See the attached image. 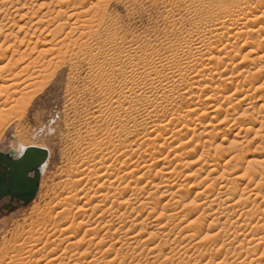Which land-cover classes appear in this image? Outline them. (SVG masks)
I'll list each match as a JSON object with an SVG mask.
<instances>
[{
    "label": "rangeland",
    "instance_id": "374dc122",
    "mask_svg": "<svg viewBox=\"0 0 264 264\" xmlns=\"http://www.w3.org/2000/svg\"><path fill=\"white\" fill-rule=\"evenodd\" d=\"M16 1L18 0H0V152L18 151L19 145L22 144L46 148L50 157L42 171L40 187L35 199L26 207H20L9 213L0 212V264H56V262L60 264L58 261L62 260L64 264H92L94 259L99 260L98 264H161V262L162 264H240L242 262L264 264V242L259 244L254 254L252 252L253 255L248 256L251 251L246 254L242 250L246 247L239 249L243 243V236L249 230H255L264 235V213H260L261 210L264 211V203H261L264 197V177L262 182H259L260 177L254 176L255 172L261 170L259 167L264 160V109L262 112L259 109V106L260 108L264 106V100L262 101V98L264 99V13H262L264 0H80L81 2L79 0H75L76 2L74 0H19L21 3ZM22 5L25 9L21 8ZM76 5L79 9H77L79 13L77 11L76 13L80 14L77 18L84 21L87 27H92L93 29L87 30L94 34L81 29V24L78 23V26L74 22L76 17L71 18V21L68 20L69 15H73L70 9ZM92 6L95 10H92ZM16 8L17 11H15ZM61 10L64 14L61 12L58 16V11ZM26 12L28 14L25 17ZM235 14L237 16L234 17ZM259 15L263 17L258 18ZM53 16L55 19L57 17V21ZM232 18L236 22L230 25L232 30L228 37L220 36L216 40L212 38L211 42L210 40L206 42L208 49L205 51L207 53L211 50L210 55H204L205 52L196 54L195 60L189 64L178 61V56H182L192 42L198 44L201 39L206 41L204 37L207 38L208 34V37L215 34L216 30L213 28L217 20L231 22ZM50 20L53 23L49 22ZM58 21H64L62 23L66 24H60ZM72 24L74 28H70ZM54 26L64 29L54 28ZM226 30H219V33ZM207 31L212 32V36ZM237 32L238 35H236ZM81 33L84 34L83 37ZM256 42H259L262 50L259 55L261 59L253 61L254 59L251 60V56H247V53L253 44L254 49L258 47L255 45ZM219 55L229 57L223 62L217 61L216 57ZM208 57L213 59L209 61ZM215 67L218 72L213 70ZM179 68L182 69L181 72ZM101 69L106 75L103 73L105 80L100 84L97 75L101 73ZM238 73H243L242 77L235 78L228 93V96H233L232 100L226 101L223 97L227 95L213 93V90L220 85L221 88L228 87L227 80L224 79L233 74L236 76ZM197 75H199L198 78ZM209 92L212 93L209 94ZM244 96L245 100L237 104ZM118 100H123L121 101L124 102L123 107L118 108ZM210 105H215L217 108L214 107L216 115L210 112ZM193 108H199V111L196 109L197 112L195 111L194 115H188V111L194 110ZM252 119L256 122H252ZM155 124L167 125L165 133L158 135L153 131L150 135L152 141H147L152 146L154 142L157 150L152 146L153 150L148 149L147 142L144 144L146 147L140 149L139 139L143 137V134L145 135L144 128H155ZM216 125L219 128L215 127L217 131L213 132L218 138L217 142L206 143L205 139L209 137L203 134ZM191 127L194 130L190 132L187 128L192 129ZM123 129L128 130L122 131L123 137L126 138L125 143L128 145L126 149L128 152L124 155L126 158L118 156L121 151L120 144L123 141V137L120 138L118 132ZM220 129L224 131L222 134H219ZM192 132H195L193 141H191ZM214 135L211 136L214 137ZM173 138L176 139L170 143ZM180 139L190 142L178 148V145L182 143ZM130 141L132 144L128 143ZM169 143L170 146L167 145ZM158 144L164 145L163 148H160ZM218 144L223 145L224 153L218 148ZM175 146L178 147L174 149ZM132 147H136L140 152L133 150ZM141 150L147 154L143 157L149 165L152 163L151 155L155 157L163 155L165 160L169 159L170 163L166 161L165 166L169 164L170 167H164V169L176 172L172 177V179L175 178L174 182L176 181L171 189L174 192L173 196L169 193H165L167 194L165 196L163 192L166 188L164 187L157 190L151 186L161 183L163 174L168 171L161 170L162 164L159 163L152 168L150 173L152 175L148 174L143 180L141 179V182H133L131 185L132 190H142L137 193V196H134L136 191L130 194H133L134 201L127 200L128 211L124 210L126 204L120 206L119 201L115 202V199L113 197L109 199V196L102 208L105 209L111 205L110 210L113 209L112 211L118 214L115 215L114 212L112 217L111 215L103 216L102 220H106L103 224H99L96 222L98 221L96 217L100 215L97 212L99 209L95 212L89 211L90 206L85 204L91 196L90 193L101 191L99 190L101 183L107 186L106 180L109 176L107 177L106 171L110 170L108 169L110 166L113 167L109 173L115 174V169L118 170L117 168L121 169V167L122 171L125 164L129 166L133 164L132 161H138L136 156L142 152ZM130 152L132 156L131 154L129 156ZM168 153L169 157L165 156ZM218 155L221 156L219 164L218 161L212 162V157ZM207 159L211 161L206 163ZM213 168L214 172H211ZM247 169L250 173L245 171ZM90 171L94 172L92 173L94 176ZM244 171L253 174L254 182L249 181L251 175L248 176V174L244 176V182L240 179L233 181L235 176L243 174ZM154 173L159 175L155 177ZM134 179L133 177L132 180ZM148 180L150 181L147 183ZM228 180L236 182L235 186L237 185V188L235 187L237 196L234 198V201H237L233 202L240 207L237 206L236 210H240L243 206L254 209L251 210L255 213L252 215L254 220L248 222V227L244 226V219H239V223L237 222V212L230 210L228 212L226 206L229 204L213 207L206 205L207 200L215 198L213 195L222 194L219 196L222 198L226 195L225 192L232 194L230 189H233V186L225 183ZM247 182L252 185L246 189L254 188L253 190L259 192L252 193L251 190L248 192L245 188L242 189ZM143 185L145 186L142 187ZM255 187H258V190ZM175 190L179 191L175 192ZM110 191L113 193L112 190ZM242 193H245L244 196ZM256 193L262 197L256 196ZM238 198L244 199L239 201ZM150 200L157 206L151 205ZM132 206L143 207L142 212H132ZM211 210L218 211L219 215H216L218 217L213 216ZM126 212L128 215H125ZM119 216L125 218L124 228L117 226L121 218ZM199 218L201 219L198 220ZM214 218L215 221H212ZM153 219L158 220L153 223ZM126 220L129 221L126 222ZM137 222H143L144 225L138 224L135 227ZM214 222L221 226H215ZM157 224H160L162 228ZM228 224L231 230L228 229ZM58 226L64 227L67 232L59 233L55 228ZM197 226L203 228V242L200 245H196L199 240L193 238L194 231H191L198 228ZM234 226L239 227V230ZM128 228L135 230L136 233L142 230L140 239L143 242L140 241L141 245L136 250V254L133 251L134 248L129 247L122 248L123 250L120 251L122 245H120L121 242L118 243V240L125 235V231L128 232ZM156 228H159L158 231ZM94 230L98 232L95 239ZM150 233L156 234V237L149 235ZM189 235L192 237L190 238ZM69 236L73 238L69 240ZM236 237L237 240L241 239L240 243L233 240ZM206 238L209 240L206 241ZM248 238L251 239V237L245 239L248 240ZM229 240L234 241H231L233 243L231 246L240 245L236 246L237 248L232 246L230 249V245H226ZM252 241L247 243L248 246L258 244ZM31 245L36 246L33 247V252L30 249ZM236 249L240 250L241 254ZM17 254L21 256L17 258ZM144 254L147 256L144 257ZM16 260L17 263H15ZM96 260L93 264H96Z\"/></svg>",
    "mask_w": 264,
    "mask_h": 264
},
{
    "label": "bare ground",
    "instance_id": "6f19581e",
    "mask_svg": "<svg viewBox=\"0 0 264 264\" xmlns=\"http://www.w3.org/2000/svg\"><path fill=\"white\" fill-rule=\"evenodd\" d=\"M19 1V0H18ZM18 1H16V2H18ZM20 1H22V0H20ZM19 1V2H20ZM27 1V0H26ZM75 1V0H74ZM80 1V0H79ZM29 2V1H28ZM76 2V1H75ZM81 2V1H80ZM79 2V3H80ZM101 2V1H100ZM104 2V1H103ZM21 3V2H20ZM27 4V3H26ZM96 4V3H95ZM81 5H83V4H81ZM93 6H94V4H92ZM97 5V4H96ZM95 5V6H96ZM27 6V5H26ZM25 6V7H26ZM91 7L92 8V10H95V9H93V8H95V7ZM98 6H100V5H98ZM101 6H102V3H101ZM78 6L76 5V6H74V7H72V9H70V11H72L73 12V15L72 14H70L69 15V18H68V20L70 19V21H71V18H74V17H79L80 16V14H78L79 12L77 11V8ZM81 8H82V6H80ZM97 7V6H96ZM21 8H23V9H25L24 7H23V5L21 6ZM43 8V7H42ZM89 8V7H88ZM91 8L89 9V10H91ZM19 10H23V9H20V8H18ZM69 9H67V11L69 10ZM256 9V8H255ZM260 9V8H259ZM79 10V9H78ZM257 10V9H256ZM15 11H17V8L15 9ZM65 11V10H64ZM67 11H65L66 13H68ZM76 11L78 12V13H76ZM85 11V10H84ZM23 12V11H22ZM52 12V11H51ZM61 12H62V10L61 11H58V16H59V14H61ZM87 13H89L88 11H86ZM98 12V11H97ZM56 13H57V11H56ZM63 13V12H62ZM70 13V12H69ZM82 13V12H81ZM234 13V12H233ZM262 13H264L263 11H262ZM28 13L26 12L25 13V15H24V13H23V15L26 17V15H27ZM32 14V13H31ZM33 14H35V13H33ZM64 14V13H63ZM82 15V14H81ZM262 15V14H261ZM24 16L22 17V18H24ZM60 16H62V15H60ZM67 16V15H66ZM95 16V15H94ZM98 16V15H97ZM221 16V15H220ZM235 16H237L236 14L234 15V17ZM260 16V15H259ZM264 16V15H263ZM263 16H260V17H258V18H261V17H263ZM28 17V16H27ZM56 17V16H55ZM100 17V16H99ZM227 17V16H226ZM53 18H54V16H53ZM59 18V17H58ZM67 18H66V20H67ZM75 18V19H76ZM221 18V17H220ZM238 18V17H237ZM46 19V18H45ZM51 19V18H50ZM55 19V18H54ZM54 19H52L53 21H55L56 19H57V17H56V19L54 20ZM60 19V18H59ZM65 19V18H64ZM63 19V20H64ZM62 20V19H61ZM66 20H64L65 22H66ZM102 20V19H101ZM39 21V20H38ZM43 21V20H42ZM57 21V20H56ZM64 21H58V23H62V22H64ZM86 21V20H85ZM226 21V22H225ZM231 21V20H230ZM235 20L232 18V21L231 22H227V20H221V21H219V20H217L216 22H215V26H214V28L213 29H215L216 30V32H215V34L212 36V32H209V31H207V32H209L210 34H211V36L212 37H208L209 36V34H208V36H206L207 38H205L204 37V39H206V41L205 40H202L201 38H199V40L201 39V42L199 41V43L197 44V43H194L193 44V42H192V44H190L189 45V47L187 48V51H185L184 52V54H182V56H178V61H180V63L181 62H187L188 64L189 63H192L194 60H195V55L197 54H203L204 52L206 53V51H205V49L207 50L208 48L206 47V42H209V40H210V42H211V40H212V38H214L215 40H216V38L217 37H222V38H224V37H228L229 35H230V30H232L231 28V26L232 25H234L233 24V22H234ZM248 21V20H247ZM49 22H52L51 20L49 21ZM69 22V21H68ZM67 22V23H68ZM75 23H77V25H78V23L79 24H81L80 25V28L81 29H83V30H87V29H89L90 28V30L91 29H93L92 27H87L85 24V22L84 21H81V20H79L78 18L74 21ZM80 22H82V23H80ZM100 22V21H99ZM236 22V21H235ZM53 23V22H52ZM72 23V22H71ZM98 23V22H97ZM14 24H16V23H14ZM60 24H58L59 26H60ZM63 25H65L66 23H62ZM50 25V24H49ZM62 25V26H63ZM73 25V24H72ZM76 25V24H75ZM76 25V26H77ZM87 25H88V23H87ZM231 25V26H230ZM59 26H54V28L55 27H59ZM70 26V25H69ZM75 26V28H77ZM79 26V25H78ZM22 27V26H21ZM61 30H63L62 29V27H59ZM58 28V29H59ZM67 28H68V26H67ZM66 28V29H67ZM70 28H74V25L72 26V27H70ZM79 28V29H80ZM236 28V27H235ZM22 29H23V27H22ZM58 29H57V31H58ZM226 30V32L225 31H221V33H219V30ZM56 30V29H55ZM54 30V31H55ZM74 30V29H73ZM77 30H78V28H77ZM90 30H87V31H90ZM239 30H241L240 28H239ZM65 31V30H64ZM75 31V30H74ZM63 32V31H62ZM83 32V31H82ZM204 32V31H203ZM53 33V32H52ZM57 33V32H56ZM61 33V32H60ZM90 33L91 34H94V32L92 33L91 31H90ZM89 33V34H90ZM200 33H202V32H200ZM73 34V33H72ZM90 34V35H91ZM198 34H199V32H198ZM204 34V33H203ZM207 34V33H206ZM241 34V33H240ZM66 35V34H65ZM68 35H70L71 36V34L70 33H68ZM81 36L82 35H84L83 33H81L80 34ZM79 35V36H80ZM86 35V34H85ZM96 35V34H95ZM205 35V34H204ZM236 35H238V32H237V34ZM66 37V36H65ZM83 37V36H82ZM81 37V38H82ZM87 37V36H86ZM96 37V36H95ZM62 38V37H61ZM77 38V37H76ZM80 38V37H79ZM63 39V38H62ZM86 39V38H85ZM196 39V38H195ZM213 39V40H214ZM218 39V38H217ZM220 39V38H219ZM65 40H66V38H65ZM64 40V41H65ZM75 40V39H74ZM81 40V39H80ZM60 41V40H59ZM62 41V40H61ZM78 41V40H77ZM108 41H110V40H108ZM218 41V40H217ZM48 42V41H47ZM66 42V41H65ZM69 42V41H68ZM71 42H73V44H74V41H72L71 40ZM79 42V41H78ZM98 42V41H97ZM196 42V41H195ZM198 42V41H197ZM45 43H46V41H45ZM44 42H43V45L45 44ZM76 43V42H75ZM213 43V42H212ZM211 43V44H212ZM257 43V42H256ZM41 44V43H40ZM48 44V43H47ZM52 44V43H51ZM63 44V43H62ZM71 44V43H70ZM69 44V45H70ZM107 44V43H106ZM77 45V44H76ZM81 45V44H80ZM101 45V44H100ZM104 45V44H103ZM213 45V44H212ZM254 45V44H253ZM253 45L249 48L250 50L248 51V53H247V56H251V60H253V61H255V59L257 60L259 57H261V56H259L260 55V50H261V47H260V44H259V42L257 43V44H255V45H258V47L256 48V49H254V47H253ZM68 46V45H67ZM208 46V45H207ZM210 46V45H209ZM225 46V45H224ZM62 47H64V46H62ZM66 47V46H65ZM206 47V48H205ZM212 47V46H211ZM68 48V47H67ZM75 48V47H74ZM224 48V47H223ZM227 48H228V46H227ZM64 49V48H63ZM68 50V49H67ZM210 50V49H209ZM221 50V49H220ZM49 51V50H48ZM71 51H72V49H71ZM82 51V50H81ZM95 51V50H94ZM102 51V50H101ZM173 51V50H172ZM226 51H227V49H226ZM65 52V51H64ZM78 52V51H77ZM210 52H211V50H210ZM210 52H208L207 51V53L206 54H204V55H210L211 53ZM221 52H223V50H221ZM228 52V51H227ZM261 52H262V50H261ZM67 53V52H66ZM73 53V52H72ZM224 53V52H223ZM64 54V53H63ZM87 54V53H86ZM219 54V53H218ZM220 54H222V53H220ZM79 55V54H78ZM100 55V54H99ZM262 55V54H261ZM229 56H230V54H229ZM229 56H225V55H219V56H217L216 58V60L218 61H224V60H226L227 59V57H229ZM102 57V56H101ZM263 57V56H262ZM63 58V57H62ZM200 58V57H199ZM209 58V61L210 60H212L213 58L212 57H208ZM105 59V58H104ZM259 59H261V58H259ZM64 60V59H63ZM89 60H91V59H89ZM97 60V59H96ZM83 61V60H82ZM85 61V60H84ZM93 61H94V59H93ZM102 61V60H101ZM104 63H105V61H103ZM197 62V61H196ZM104 63H103V65H104ZM107 63V62H106ZM239 64H241V63H239ZM101 65V64H100ZM106 65V64H105ZM97 66V65H96ZM102 68V67H101ZM178 69V68H177ZM180 69V68H179ZM261 69V68H260ZM259 69V70H260ZM25 70V69H24ZM181 70L182 69H180V72H181ZM213 70H216L217 71V69H216V67H215V69H213ZM101 71V73H99V75H97V77L99 76V78H98V82L101 84V83H103L104 82V80H105V76L103 75V73L105 72L103 69H101L100 70ZM26 72V71H25ZM178 72V71H177ZM204 72V70L202 71V73ZM218 72V71H217ZM179 73V72H178ZM201 73V71L199 72V74ZM32 74V73H31ZM105 74V73H104ZM181 74V73H180ZM189 74V73H188ZM241 74H243V73H238V75H236V76H234V74H233V76H228L226 79H224V80H227L226 81V83H227V85H228V87H223V88H221V85L219 86V87H217L216 88V90H213L214 92V94L215 95H227V96H225V97H223L224 98V100H226V101H228V100H232V98H233V96H228V93L230 92V89H231V87L230 86H232V83L234 82V80H235V78H239L240 76L242 77V75ZM248 74H250V72H248ZM106 75V74H105ZM208 75V74H207ZM232 75V74H231ZM39 76V75H38ZM188 76V75H187ZM198 76L199 75H197V78H198ZM183 77V76H182ZM190 77H191V75H190ZM240 77V78H241ZM176 78V77H175ZM189 78V77H188ZM192 78H194V77H192ZM196 78V77H195ZM239 78V79H240ZM244 78H246V77H244ZM166 79V78H165ZM202 80V79H201ZM193 81H194V79H193ZM188 82V81H187ZM186 82V83H187ZM194 83V82H193ZM188 84V83H187ZM12 87V86H11ZM190 88V87H189ZM192 88V87H191ZM207 88V87H206ZM210 88V87H209ZM221 88V89H220ZM198 89V88H197ZM196 89V90H197ZM202 90V89H201ZM190 92V91H189ZM235 92V91H234ZM212 93V92H211ZM210 92H209V94H211ZM238 93H240L239 91H238ZM185 94V93H184ZM250 94V93H249ZM251 95V94H250ZM210 96V95H209ZM212 96H214L213 94H212ZM215 97V96H214ZM220 97V96H219ZM239 97V96H238ZM248 97V96H247ZM245 96L244 97H242V98H238L240 101H238V99H236L238 102H237V104L240 102L241 103V101H243V100H245ZM250 98V97H249ZM262 98V97H261ZM210 99H211V97H210ZM207 100H209V98L207 99ZM206 100V101H207ZM235 100V101H236ZM264 99L262 98V101H263ZM121 101H123V100H121ZM120 100H118L117 101V105H118V108H119V106L121 107L122 105H123V103L121 102ZM225 101V102H226ZM260 101H261V99H260ZM209 102H211V101H209ZM260 104V103H259ZM116 105V106H117ZM248 105H249V103H248ZM217 106V105H216ZM123 107V106H122ZM200 107V106H199ZM214 107H215V105H210L209 106V108H211L210 109V112L212 113H214L216 110L215 109H217L216 107H215V109H214ZM254 107V106H253ZM128 108V107H127ZM194 109V108H193ZM197 109V108H196ZM196 109H194V110H192V111H188V115H190V114H195L196 112H197V110L199 111V108L196 110ZM259 109L261 110V112L263 111V109H264V106H261V108H260V106H259ZM124 110V109H123ZM129 110V109H128ZM212 110V111H211ZM120 111V110H119ZM196 111V112H195ZM218 111V110H217ZM209 112V113H210ZM260 112V113H261ZM129 113V112H128ZM218 113V112H217ZM187 114V113H186ZM215 114V113H214ZM213 114V115H214ZM212 115V114H211ZM216 115V114H215ZM181 117V116H180ZM185 117V116H184ZM183 117V118H184ZM187 117V116H186ZM189 117V116H188ZM126 119V118H125ZM252 122H256V120H254V119H252L251 120ZM127 124V123H126ZM254 124H257V123H254ZM254 124H252V126L254 125ZM156 125V124H155ZM157 125H159V124H157ZM155 126V128H151V129H149L148 127L147 128H144V133H145V135L143 134V137H141L139 140L141 141L140 142V144H139V147H140V149H142L143 147H146V145L144 146V144H145V142H147V141H149L150 139H151V137H150V135L153 133V131L154 132H156V133H158V135H162L163 133H165V131H167V125H163V126ZM199 125V124H198ZM211 125V124H210ZM120 126V125H119ZM123 126H124V124H123ZM123 126H122V128H123ZM135 126V125H134ZM213 126V125H212ZM211 126V127H212ZM143 127V126H142ZM215 127H218V125H216V126H214V127H212V129L211 130H208V132L206 133V134H203L204 136H206V137H209V139H205V142L206 143H210V142H217V140H218V138L214 135V133L215 132H213V131H217V130H215ZM120 128H121V126H120ZM135 128V127H134ZM175 128V127H174ZM186 128V127H185ZM192 128V127H191ZM207 128V127H206ZM219 128V127H218ZM181 129V128H180ZM208 129V128H207ZM124 130H126V129H123V130H120L118 133H119V136H120V138H122L123 137V135H122V131H124ZM142 130V129H141ZM187 130H189L190 132H191V130H194L193 128L192 129H188L187 128ZM219 130V129H218ZM227 130H229V129H227ZM128 130H126V132H127ZM173 131V130H172ZM189 131H186L187 133H190ZM205 131V130H204ZM143 132V131H142ZM152 132V133H151ZM174 132V131H173ZM181 132V131H180ZM186 132H185V134H186ZM221 132V133H220ZM220 132H219V134H222L224 131L223 130H221L220 129ZM124 134H126V133H124ZM171 134H173V133H171ZM170 134V135H171ZM192 140L191 141H193V139H194V134H195V132L193 133L192 132ZM218 134V132L216 133V135ZM211 135H214V137H212ZM128 136V135H127ZM130 136H131V134H130ZM174 136V135H173ZM172 136V137H173ZM135 137V136H134ZM171 137V136H170ZM211 137V138H210ZM220 137V136H219ZM137 138H139V137H137ZM155 138V137H154ZM110 139V138H109ZM131 139V138H130ZM156 139V138H155ZM171 139V138H170ZM176 138H173V140H171L170 141V143H172L174 140H175ZM125 140H126V138L125 137H123V141L121 142V144H120V146H121V149H119V150H121L119 153H118V156L120 155V156H124L125 155V153H127L128 151H126V149H127V144L125 143ZM138 140V139H137ZM183 139H180V142H182L181 144H179L177 147L178 148H181L180 146H185V145H187L188 144V142H190L189 140H188V142H184V141H182ZM135 141V140H134ZM150 141H152V140H150ZM187 141V140H186ZM136 142V141H135ZM139 142V141H138ZM128 143H131L132 144V142L130 141V142H128ZM148 143V142H147ZM170 143L169 144H167L168 146H170ZM150 143H148V149L150 148V150L153 148V149H155V150H157L156 149V146L154 145V142H153V146L152 145H149ZM151 146H152V148H151ZM158 146H160V148H163V146L164 145H159L158 144ZM218 146V148H220V149H222V152L224 153V147H222L223 145L222 144H218L217 145ZM28 147H30V146H25V145H19V148H18V151H15L18 155H20L22 152H23V150L25 149V148H28ZM134 147V146H133ZM132 147V149L134 150V149H136V147L135 148H133ZM138 147V146H137ZM138 147V148H139ZM176 146H175V148L174 149H176L177 148ZM158 148V147H157ZM196 148V147H195ZM152 149V150H153ZM192 149V148H191ZM130 150V149H129ZM136 150H138V149H136ZM135 150V151H136ZM178 150V149H177ZM139 151V150H138ZM142 151V150H141ZM144 151V150H143ZM142 151V152H143ZM172 151V150H171ZM192 151H194V150H192ZM134 152V151H133ZM140 152V151H139ZM140 153L138 156H136L137 158H138V161L136 160V161H132L133 162V164H131V165H129V163H128V165L129 166H127L126 164L124 165V162H123V165H124V168H123V170L121 171V169H122V167H121V169H119V168H117L118 170H116L115 169V171H116V173L115 174H112V173H109V171L110 170H112V167L110 168H108V169H110L109 171L107 170L106 172H108V174H107V177L109 176V179L108 180H106V184H107V186L105 185V184H102L101 183V186H100V188L101 189H99V190H101V191H99V192H96V191H93V193H90L91 194V196H89V199L87 200V202H85V204L87 203L88 204V207L90 206V209H88L89 211H92V212H95L97 209H99V211H97L98 213H100V215L98 216V217H96L97 219H98V221H96V222H98L99 224H103V222L106 220H102V219H104V217L103 216H106V215H111V217L114 215V212L116 213V211H112V210H110V207H111V205H110V207H108V208H106L105 207V209H103L102 207L103 206H105V202L108 200V198H109V196H110V198L109 199H111L112 197L115 199V202L116 201H119V204H120V206L121 205H124V204H126L127 203V200H128V202L129 201H131V200H133L134 199V197L132 196V195H130L131 193H133L134 191H136V194L134 193V196H137V193L139 192V191H141V190H139L138 188H137V186H136V188L139 190V191H137V190H132V184H133V182H135V183H137V182H141V179L143 180V178H145L148 174H150L151 172H152V168L155 166V165H157V164H162V165H160L161 166V170H166V168L164 169V167H170L169 166V164H168V166H165V165H167V164H165V162L166 161H168L167 159L165 160V158H163L162 156L163 155H160V157H155L154 155H151L152 157H151V165H149L148 163L149 162H147V164H146V162L144 161L145 159H144V155L146 154V153ZM156 152V151H155ZM221 152V153H222ZM132 152H130L129 153V156H130V154H131ZM222 153V154H223ZM148 154H150V153H148ZM152 154V153H151ZM153 154H154V151H153ZM220 154V153H219ZM127 155V154H126ZM147 155V154H146ZM145 155V156H146ZM131 156H132V154H131ZM134 156H135V154H134ZM149 156V155H148ZM147 156V157H148ZM165 156H168L169 157V153H168V155L166 154ZM164 156V157H165ZM178 156V155H177ZM224 156H225V154H224ZM108 157H110V156H108ZM112 157H113V155H112ZM125 157V156H124ZM167 157V158H168ZM104 158V157H103ZM111 158V157H110ZM109 158V159H110ZM122 158V157H121ZM126 158V157H125ZM128 158V160L130 159L131 160V158H129V157H127ZM150 158V157H149ZM175 158H177L176 156H175ZM113 159H114V157H113ZM116 159H117V157H116ZM120 158H118V160H119ZM136 159V158H135ZM140 159V160H139ZM125 160H127V159H125ZM142 160V162H140ZM150 160V159H149ZM208 160V159H207ZM212 162H213V160L214 161H218V164H219V162H220V160H221V156L220 155H218V156H215V157H212ZM210 160V161H211ZM148 161V160H147ZM204 161H205V159H204ZM203 161V162H204ZM209 160L208 161H206V163L207 162H210ZM101 162V161H100ZM118 162V161H117ZM129 162V161H128ZM131 162V161H130ZM131 162V163H132ZM169 163H170V161H168ZM202 162V164H205V163H203ZM111 163V162H110ZM121 163V162H120ZM167 163V162H166ZM122 165V166H123ZM213 165V164H212ZM215 165V164H214ZM109 166V165H108ZM121 166V165H120ZM210 167V166H209ZM216 167V166H215ZM261 168V170H259ZM44 169V168H43ZM259 171H257V172H255V174H254V176L256 175V176H258V177H260L259 178V182H262L261 180H262V178L264 177V160L262 161V163H261V166L259 167ZM154 170H157V169H154ZM160 170V169H159ZM159 170H157V171H159ZM168 170V169H167ZM166 170V171H167ZM202 170V169H201ZM212 171L211 172H214L213 170H214V168L213 169H211ZM43 171V170H42ZM114 171V170H113ZM245 171H248V169L247 170H245ZM243 172V174H239L238 176H235L234 177V179H233V181H237V180H239L240 179V181L242 180L243 182H244V176L246 175L247 176V172ZM252 171V170H251ZM253 171H254V169H253ZM76 172V171H75ZM78 172V171H77ZM249 172V171H248ZM89 173V172H88ZM87 173V174H88ZM90 173H91V171H90ZM92 173H94V172H92ZM91 173V174H92ZM114 173V172H113ZM158 173V172H157ZM161 174H162V172H160ZM174 173L176 174V172L175 171H173V170H168L167 172H165L164 174H163V178H162V181L160 180V182L161 183H158L159 185L160 184H162V186H159L158 184L155 186V184L154 185H151L152 187H153V189H154V187L155 188H157V190H159L160 188H166L165 190H164V194L165 193H169V194H172L171 196H173V194H174V192H172L171 191V189L173 188V186L175 185V182H174V180L173 179H175V178H173L172 179V177H174L173 175H174ZM237 173H239V172H237ZM250 173V172H249ZM254 173V172H253ZM78 174V173H77ZM98 174V173H97ZM104 173H102V175H103ZM155 174V177H157L158 175H156V173H154ZM153 174V175H154ZM89 175V174H88ZM93 175V174H92ZM150 175H152V174H150ZM211 175V174H210ZM251 175V176H250ZM252 173L251 174H248V176H250V178H249V181L251 180V182H254V181H252V180H254V178L252 179ZM87 176V175H86ZM94 176V175H93ZM105 176H106V173H105ZM164 176H166V177H164ZM96 177V176H95ZM94 177V178H95ZM97 177H99V176H97ZM103 177V176H102ZM106 177V178H107ZM135 178L134 180H132V178ZM257 177V178H258ZM90 178H92V177H90ZM104 178V177H103ZM80 179V178H79ZM98 180H99V178H97ZM100 179H101V176H100ZM128 179L130 180V181H128ZM165 180V182H163L164 180ZM232 179V178H231ZM236 179V180H235ZM246 179V178H245ZM75 180V179H74ZM90 180V179H89ZM96 180V179H95ZM98 180H97V182H98ZM105 180H103V183H105ZM140 180V181H139ZM256 180V179H255ZM150 180H148L147 181V183L149 182ZM229 182V180H228V182H225L226 183V185H229V184H231L232 186H233V189H230L231 190V192H232V194H228V193H226L225 192V194L227 195H224V193H223V197L222 198H220L219 196H222V194H219V195H213V198L214 199H212L211 198V200H207V203H206V205H208V206H211V207H213V206H224V204H229L228 206H226V208L228 207V212H230V211H234V212H237L238 213V223H239V219H244L243 220V222H244V226L245 227H248L249 225H248V222H250V221H253L252 220V215L253 214H255V213H252L251 212V210H252V208L250 209H248V208H246V207H242V208H240V210H236V208H237V206H239V205H237V203L235 204L234 202H236V201H234V198H235V196H237L235 193L237 192V189H236V192H235V187L237 186H235V184H236V182L234 183V182ZM246 181V180H245ZM158 182V181H157ZM256 182V181H255ZM146 183V184H147ZM264 183V182H263ZM140 184V183H139ZM151 184V183H150ZM241 184V183H240ZM243 184V183H242ZM256 184H258V182L256 183ZM255 184V185H256ZM78 185V184H77ZM137 185V184H136ZM177 185V184H176ZM225 185V186H226ZM249 185H252V183H250V182H247L244 186H243V188L242 189H244L245 188V190L247 191L248 190V192L251 190V192L252 193H254L253 191H256V190H253V189H246V188H249ZM263 185V184H262ZM145 185H143L142 187H144ZM224 186V185H223ZM257 186H259V185H257ZM240 187V186H239ZM102 188H105L104 190L102 189ZM141 188V187H140ZM159 188V189H158ZM231 188V187H230ZM237 188V187H236ZM258 188V187H257ZM256 187H255V189H257ZM89 189H91V188H89ZM261 189V188H260ZM93 190V189H92ZM91 190V191H92ZM110 190H112L113 191V193L110 191ZM258 190V189H257ZM77 191V190H76ZM179 190H175V192H178ZM90 191H88V193H89ZM243 192V191H242ZM245 192V191H244ZM257 192V191H256ZM259 192V191H258ZM257 192V193H258ZM87 193V194H88ZM246 193V192H245ZM245 193H242L243 194V196H244V194ZM256 193V196L258 195L259 196V194H257ZM78 194V193H77ZM178 194V193H177ZM241 194V195H242ZM251 194V193H250ZM85 195H86V193H85ZM167 194H165V196H166ZM198 195V194H197ZM196 195V196H197ZM240 195V196H241ZM253 195V194H252ZM81 196V195H80ZM175 196V195H174ZM179 196V195H178ZM239 196V195H238ZM255 195H254V197L255 198H257L258 199V197H256ZM82 197H84V195L82 196ZM86 197V196H85ZM200 197V196H199ZM209 197V196H208ZM207 197V198H208ZM253 197V199H255ZM259 197H262V196H259ZM87 198V197H86ZM112 198V199H113ZM138 198V197H137ZM224 198V199H223ZM240 198H242V197H240ZM240 198H238V199H240ZM245 198V197H244ZM243 198V199H244ZM80 199V198H79ZM82 199V198H81ZM201 199V198H200ZM243 199H240L239 201H243ZM247 199V198H246ZM260 199V198H259ZM78 200V199H77ZM86 200V199H85ZM138 200V199H137ZM79 201V200H78ZM81 201V200H80ZM134 201V200H133ZM132 201V202H133ZM148 201V200H147ZM151 201V200H150ZM170 201V200H169ZM234 201V202H233ZM248 201V200H247ZM254 201V200H253ZM256 201H258V200H256ZM256 201H255V203H256ZM262 202L261 203H264V197L262 198V200H261ZM75 202V201H74ZM203 202V201H202ZM232 202H233V204H232ZM245 202V201H244ZM62 203V202H61ZM144 203V202H143ZM149 203H152L151 205H153L154 204V202L153 201H151V202H149ZM171 203V202H170ZM238 203H240V202H238ZM249 203V202H248ZM247 203V204H248ZM254 203V202H253ZM260 203V202H259ZM86 204V205H87ZM129 204H131V203H129ZM148 204V203H147ZM245 204V203H244ZM250 204V203H249ZM257 204V203H256ZM127 206H125L126 208L124 209L125 211H128V208H129V205L128 204H126ZM140 205V204H139ZM144 205H146V204H144ZM155 206H157L156 204H154ZM255 205V204H254ZM259 205V204H258ZM142 206V205H141ZM147 206V205H146ZM154 206V207H155ZM123 207V206H122ZM128 207V208H127ZM240 207V206H239ZM257 207H260V206H257ZM132 208L133 209H131V210H133L132 212H142L141 211V208H143V207H141L140 208V206H136L135 208L132 206ZM164 208V207H163ZM256 208V207H255ZM64 209V208H63ZM119 209V208H118ZM147 209V208H146ZM152 209V208H151ZM178 209V208H177ZM223 209V208H222ZM225 209V208H224ZM238 209V208H237ZM260 209V208H259ZM87 210V211H88ZM120 210V209H119ZM123 210V211H124ZM152 210H155V209H152ZM152 210H150L151 212H152ZM162 210V209H161ZM230 210V211H229ZM254 210V209H253ZM252 210V211H253ZM257 210H258V208H257ZM257 210H256V212H257ZM61 211V210H60ZM67 211V210H66ZM88 211V212H89ZM112 211V212H111ZM118 211V210H117ZM157 211V210H156ZM212 211V215L213 216H215V217H218V216H216V215H219V212L218 211H216V210H211ZM221 211V210H220ZM86 212V211H85ZM84 212V213H85ZM120 212H122V211H120ZM179 212V211H178ZM264 213V211H260V213ZM160 213V212H159ZM165 213V212H164ZM168 213V212H167ZM225 213V212H224ZM261 213V214H262ZM86 214V213H85ZM95 214V213H94ZM118 213H116L115 215H117ZM120 214H124V213H120ZM151 214V213H150ZM175 214V213H174ZM227 214V213H226ZM121 215V216H122ZM125 215H128V212H126V214ZM124 215V216H125ZM129 215H130V211H129ZM155 215V214H154ZM164 215V214H163ZM231 215V214H230ZM229 215V216H230ZM264 215V214H263ZM263 215H260V216H263ZM121 216H119V217H121ZM123 216V217H124ZM161 216H162V214H161ZM166 216H170V215H166ZM175 216V215H174ZM201 216V215H200ZM224 216H225V214H224ZM232 216V215H231ZM123 217H121V218H123ZM130 217V216H129ZM158 217H159V215H158ZM171 217V216H170ZM199 217V216H198ZM221 217V216H220ZM219 217V218H220ZM228 217V216H227ZM67 218V217H66ZM69 218V217H68ZM106 218V217H105ZM118 218V217H117ZM121 218H120V221H119V219L117 220V221H119V223L117 224V226L118 227H120V228H122L123 226H124V219L125 218H123V220L121 221ZM156 218V217H155ZM161 218V217H160ZM162 218H164V217H162ZM254 218V217H253ZM113 219V218H112ZM115 219V218H114ZM113 219V220H114ZM127 219V218H126ZM144 219V218H143ZM172 219V218H171ZM170 219V220H171ZM197 219V218H196ZM201 218H199L198 220H200ZM218 219V218H217ZM228 219H230L229 217H228ZM66 220V219H65ZM102 220V221H101ZM108 220V219H107ZM112 220V221H113ZM132 220H133V218H132ZM142 220V219H141ZM146 220V219H145ZM145 220H143V221H145ZM155 220L157 221L158 219H153V223L155 222ZM169 220V219H168ZM167 220V221H168ZM237 220V219H236ZM68 221V220H67ZM111 221V222H112ZM127 221H129V220H126V222ZM138 221H140V220H138ZM147 221V220H146ZM166 221V222H167ZM194 221H196L197 222V220H194ZM202 221H204V220H202ZM201 221V222H202ZM212 221H215V218L214 219H212ZM217 221V220H216ZM219 221V220H218ZM233 221V220H232ZM232 221H231V223H232ZM235 221V220H234ZM257 221V220H256ZM260 221H262V220H260ZM114 222V221H113ZM151 222V223H152ZM211 222V221H210ZM228 222V221H227ZM230 222V221H229ZM73 223V222H72ZM98 223H97V226H98ZM106 223H108V222H106ZM105 223V224H106ZM168 223V222H167ZM194 223V222H193ZM215 223V222H214ZM217 223V222H216ZM215 223V226L216 225H218V224H216ZM222 223V222H221ZM259 223V222H258ZM61 224H63V223H61ZM93 224H94V222H93ZM130 224H131V222H130ZM144 225L143 224V222H137L134 226L136 227L137 225ZM146 224V223H145ZM149 224V223H148ZM170 224V223H169ZM199 223H197V225H198ZM203 224V223H202ZM210 224V223H209ZM235 223L233 222V225H234ZM251 224V223H250ZM107 225V224H106ZM106 225H104L105 226V228H106ZM125 225H126V223H125ZM160 225V224H159ZM159 225L157 224V226L159 227ZM189 225H191L190 223H189ZM195 225V224H194ZM223 225V224H222ZM229 225V224H228ZM243 225V224H242ZM54 226H55V224H54ZM70 226V225H69ZM68 226V227H69ZM81 226V225H80ZM104 226L102 227V228H104ZM148 226V225H147ZM150 226H152V224H150ZM163 226H165V225H163ZM196 226V225H195ZM203 226V225H202ZM210 227H211V224L209 225ZM212 226H213V223H212ZM219 226V225H218ZM221 226V225H220ZM219 226V227H220ZM226 226V225H225ZM73 227H74V225H73ZM73 227H71V228H73ZM95 227V226H94ZM112 227H113V225H112ZM156 227V225L154 226V228ZM160 227L162 228V226L160 225ZM198 227V226H197ZM234 227H236L235 229H238L239 227H240V229H242L241 228V225H239V227L237 228V226H234ZM256 227V226H255ZM260 227V226H259ZM56 229H57V231L60 233H62V234H64L65 232H67V229H65L64 227H62V226H58V228L57 227H55ZM108 229H109V227H107ZM124 228V227H123ZM132 228V227H131ZM164 228V227H163ZM196 228V227H195ZM226 228V227H225ZM94 229V228H93ZM107 229V230H108ZM141 229V228H140ZM157 229V228H156ZM159 229V228H158ZM158 229H157V231H158ZM185 229V228H184ZM193 229V228H192ZM218 229V228H217ZM228 229H230L231 230V227H230V225H229V228ZM234 228H233V230H235ZM251 229H253L252 228V225H251ZM69 230V229H68ZM97 230V229H96ZM96 230H94L95 232H94V234H93V237H94V239H95V235H97V233H96ZM115 230V229H114ZM118 230V229H117ZM116 230V231H117ZM121 230V229H120ZM183 230V229H182ZM212 229H210V231H211ZM223 230V229H222ZM232 230V231H233ZM239 230V229H238ZM238 230L236 231V232H238ZM55 231V230H54ZM74 231V230H73ZM81 231V230H80ZM191 231H194V233H192V235H193V238L195 237V238H197V240H199L197 243H196V245H200L203 241V228H201V226L200 227H198V228H196V229H194V230H191ZM69 232H70V230H69ZM115 232V231H114ZM126 232V233H125ZM124 233H125V235H123V237H121V238H119V240H118V243L119 242H121V244L120 245H122V246H120L121 247V249H120V251L121 250H123L122 248H124L125 249V247H129L130 249H133L134 248V252H135V254H136V250L140 247V241L141 242H143L142 241V239H140L141 238V236H142V230H140L138 233H136V231L135 230H133V229H129L128 228V232L127 231H125ZM141 232V233H140ZM168 232V231H167ZM183 232V231H182ZM234 232V231H233ZM260 232V231H259ZM53 233V232H52ZM72 233V232H71ZM92 233H93V231H92ZM159 233V232H158ZM163 233V235H165L164 234V232H162ZM218 233V232H217ZM105 234V233H104ZM167 234V233H166ZM195 234V235H194ZM205 234V233H204ZM240 234H242L241 232H240ZM262 234H263V232H262ZM55 235V234H54ZM110 235V234H109ZM149 235H152L151 233L149 234ZM148 235V237H150ZM156 234H154V235H152L153 237L155 236ZM160 235V234H159ZM238 235V234H237ZM244 235V234H243ZM103 236V235H102ZM152 236H151V238H152ZM168 236V235H167ZM171 236V235H170ZM179 236V235H178ZM219 236V235H218ZM240 236V235H239ZM84 237V236H83ZM106 237V236H105ZM156 237V236H155ZM160 237H163V236H160ZM165 237V236H164ZM188 237V236H187ZM189 237H190V235H189ZM192 237V236H191ZM190 237V238H191ZM217 237V236H216ZM230 237V236H229ZM232 237V236H231ZM244 238H243V243H241V245L240 244H238V245H240V248L239 249H242V248H244V247H246V248H244V249H242L243 251H245L246 252V254L247 253H249L250 251H251V253H249L248 254V256L250 255V254H252V252H253V254H254V250H255V252H256V249L259 247V244H261V243H263L264 242V235H261L260 233H258V232H256L255 230H249L244 236H243ZM246 237H251V239H249L248 238V240L247 239H245ZM70 238H73V237H68V239L70 240ZM174 238V237H173ZM186 238V237H185ZM222 238V237H221ZM227 238H228V236H227ZM242 238V237H241ZM150 239V238H149ZM154 239V238H153ZM167 239H168V237H167ZM166 239V240H167ZM177 239V238H176ZM213 239H215V238H213ZM226 239V238H225ZM224 239V240H225ZM102 240V239H101ZM100 240V241H101ZM106 240H107V238H106ZM105 240V241H106ZM146 240H148V238L146 239ZM166 240H165V242H166ZM193 240V239H192ZM205 240V239H204ZM207 240H209V239H207L206 238V241ZM217 240V239H216ZM223 240V241H224ZM228 240V239H227ZM234 241L235 240H237V237H236V239L234 238L233 239ZM239 240H241V239H239ZM239 240H237V241H239ZM246 240H247V242H246ZM251 240H253L254 242L256 241L258 244L256 245V246H248V244L247 243H249ZM58 241V240H57ZM94 241V240H93ZM117 241V240H116ZM144 241H145V239H144ZM152 241V240H151ZM173 242H174V240H172ZM176 241V240H175ZM210 241H212V240H210ZM232 240H229L228 242L229 243H227L226 245L227 246H229L230 245V249H231V247L233 246V247H236V246H238V245H232L231 246V244H233L232 242H234V241H232ZM252 241V242H253ZM178 242V241H177ZM205 242V241H204ZM241 241H239L238 243H240ZM58 243V242H57ZM78 243H79V241H78ZM92 243V242H91ZM96 243H98V242H96ZM113 243V242H112ZM116 243V242H115ZM155 243V242H154ZM153 243V244H154ZM172 243V242H171ZM195 243V242H194ZM237 243V242H236ZM70 244V243H69ZM73 244V243H72ZM99 244V243H98ZM111 244V243H110ZM143 244V243H142ZM148 244V243H147ZM159 244V243H158ZM218 244V243H217ZM118 245V244H117ZM146 245V244H145ZM169 245V244H168ZM196 245H195V247H196ZM225 245V244H224ZM246 245V246H245ZM98 246V245H97ZM155 246V245H154ZM226 246V247H227ZM26 247V246H25ZM33 247L35 248L36 246H32L31 245V247H30V249H31V252H33ZM111 247V246H110ZM148 247V246H147ZM146 247V248H147ZM156 247H157V245H156ZM183 247V246H182ZM191 247H192V245H191ZM223 247V246H222ZM252 247V248H251ZM154 248V249H153ZM152 249L155 251V247H153ZM173 248V247H172ZM171 248V249H172ZM228 248V247H227ZM237 248V247H236ZM39 249V248H38ZM108 249V248H107ZM174 249V248H173ZM188 249V248H187ZM204 249V248H203ZM234 249V248H233ZM246 249V250H245ZM87 250V249H86ZM110 250V249H109ZM114 250V249H113ZM118 251H119V249H117ZM185 250V249H184ZM201 250V249H200ZM206 250V249H205ZM224 250V249H223ZM235 250V249H234ZM237 250V249H236ZM30 251V250H29ZM132 251V250H131ZM170 251V250H169ZM173 251V250H172ZM186 251V250H185ZM203 251V250H202ZM217 251V250H216ZM230 251V250H229ZM228 251V252H229ZM237 251H239V253H240V250H237ZM30 252V253H31ZM123 252V251H122ZM133 252V253H134ZM148 252H150V251H148ZM159 252V251H158ZM177 252V251H176ZM201 252V251H200ZM199 252V253H200ZM244 252V253H245ZM88 253V252H87ZM86 253V254H87ZM132 253V252H131ZM153 253V252H152ZM185 253V252H184ZM195 253V252H194ZM211 253V252H210ZM230 253V252H229ZM228 253V254H229ZM239 253H237V254H239ZM22 254V253H21ZM82 254V253H81ZM121 254V253H120ZM143 254V253H142ZM148 254V253H147ZM183 254V253H182ZM208 254V253H207ZM216 254V253H215ZM219 254V253H218ZM241 254V253H240ZM239 254V255H240ZM252 254V255H253ZM29 255V254H28ZM88 255V254H87ZM93 255H95V254H93ZM98 255V254H97ZM118 255V254H117ZM130 254H128V256H129ZM145 255V254H144ZM171 255H172V253H171ZM170 255V257H172ZM180 255H181V253H180ZM183 255H186V254H183ZM182 255V256H183ZM196 255H198V254H196ZM213 255V254H212ZM221 255V254H220ZM232 255H234V254H232ZM6 256V255H5ZM19 256H21L20 254H17V258L19 257ZM61 256V255H60ZM125 256V255H124ZM133 256V255H132ZM139 256H140V254H139ZM147 255H145L144 257H146ZM153 256H155V255H153ZM159 255H157V257H158ZM176 256V255H175ZM178 256H179V254H178ZM217 256V255H216ZM237 256V255H236ZM242 256V255H241ZM64 257V256H63ZM94 257V256H93ZM130 257V256H129ZM135 257V256H134ZM133 257V258H134ZM156 257V256H155ZM174 257V256H173ZM204 257V256H203ZM231 257V256H230ZM247 257V256H246ZM6 258V257H5ZM179 258V257H178ZM184 258V257H183ZM182 258V260H184ZM194 258V257H193ZM192 258V259H193ZM210 258V257H209ZM241 257H239V259H240ZM248 258V257H247ZM260 258V257H259ZM3 259V258H2ZM14 259V258H13ZM20 259V258H19ZM58 259H59V257H58ZM63 259V258H62ZM65 259V258H64ZM69 259V258H68ZM165 259V258H164ZM163 259V260H164ZM166 259H168V258H166ZM202 259H204V258H202ZM227 259V258H226ZM244 259V258H243ZM242 259V260H243ZM256 259V258H255ZM1 260V259H0ZM8 260V259H7ZM53 260H57V259H53ZM53 260H51L52 262H53ZM61 260V259H60ZM67 260V259H66ZM93 260V259H92ZM94 260H96V259H94ZM93 260V261H94ZM121 260V259H120ZM124 260V259H123ZM132 260V259H131ZM174 260V259H173ZM188 260V259H187ZM197 260V259H196ZM213 260V259H212ZM219 260V259H218ZM225 260V259H224ZM224 260H222V261H224ZM228 260V259H227ZM263 260V259H262ZM39 261H41V260H39ZM50 261V260H49ZM50 261V262H51ZM71 261V260H70ZM93 261L91 262L92 264H93ZM97 261H99V260H96V264H98L97 263ZM172 261V260H171ZM195 260H193V262H194ZM254 261V260H253ZM256 261H257V259H256ZM13 262V261H12ZM60 262V264H62L63 263V260L62 261H58V263ZM132 262V261H131ZM197 262H198V260H197ZM210 262V261H209ZM246 262V261H245ZM15 263H17V260H16V262ZM69 263V262H68ZM100 263V262H99ZM139 263H141V262H139ZM170 263V262H169ZM178 263H179V261H178ZM223 263V262H222ZM227 263V262H226ZM232 263V262H231ZM234 263V262H233ZM239 263V262H238ZM242 263H244V262H242ZM242 263H240V264H242ZM252 263V262H251ZM7 264V263H6ZM56 264H57V262H56ZM64 264V263H63ZM80 264V263H79ZM109 264V263H108ZM119 264V263H118ZM131 264V263H130ZM135 264V263H134ZM156 264V263H155ZM161 264H162V262H161ZM181 264V263H180ZM189 264V263H188ZM197 264V263H196ZM205 264V263H204ZM245 264V263H244ZM257 264H259V263H257Z\"/></svg>",
    "mask_w": 264,
    "mask_h": 264
},
{
    "label": "water",
    "instance_id": "95a60500",
    "mask_svg": "<svg viewBox=\"0 0 264 264\" xmlns=\"http://www.w3.org/2000/svg\"><path fill=\"white\" fill-rule=\"evenodd\" d=\"M49 157V151L38 146L25 148L20 155L14 150L0 152L1 213L26 207L35 199Z\"/></svg>",
    "mask_w": 264,
    "mask_h": 264
}]
</instances>
